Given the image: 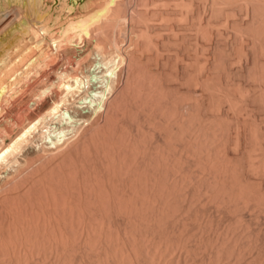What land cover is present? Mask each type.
I'll return each mask as SVG.
<instances>
[{
  "label": "bare ground",
  "instance_id": "obj_1",
  "mask_svg": "<svg viewBox=\"0 0 264 264\" xmlns=\"http://www.w3.org/2000/svg\"><path fill=\"white\" fill-rule=\"evenodd\" d=\"M217 1L0 0V264H264V3L242 0L235 20ZM160 25L197 30L198 88L169 80L162 51L185 35ZM215 99L237 116L209 112Z\"/></svg>",
  "mask_w": 264,
  "mask_h": 264
},
{
  "label": "rangeland",
  "instance_id": "obj_2",
  "mask_svg": "<svg viewBox=\"0 0 264 264\" xmlns=\"http://www.w3.org/2000/svg\"><path fill=\"white\" fill-rule=\"evenodd\" d=\"M229 2H227V1H221V2H219V1H217L216 3H214V5L215 6H223V7H226V9H230L231 7H234L235 8V10H230L228 13H229V15H233L232 17H234V19L235 20H240V19H244L245 18V12H244V10L242 9L243 8V2H242V0H236V2H235V0H232L231 2H230V0H228ZM218 3V4H217ZM227 3V4H226ZM230 3V4H229ZM241 3H242V5H241ZM259 3H264V1H260ZM221 4V5H220ZM226 4V5H225ZM232 5V6H231ZM240 5V7H238V6ZM228 6H231V7H228ZM178 7L179 6H177V11H180L181 10V8H179L178 9ZM240 8V10L242 9V11H240L239 10V14H238V8ZM243 13V14H241V13ZM231 13H235V14H231ZM213 14H214V16L216 17V18H218L217 16H218V14L217 13H215V12H212V14H211V27H213V29L215 28H219V26H221L219 29L220 30H223V29H225V28H229V27H227L225 24H224V22L222 21V20H224L223 18H224V15H226L227 13H222L223 14V16L221 15V17H220V19L219 20H216V18L213 16ZM217 14V15H216ZM235 15H238V16H235ZM179 16H180V14L178 13L177 14V17L175 18V23H181L182 21H178V20H182V18L180 17L179 18ZM195 17H196V19H195ZM199 17V16H198ZM198 17H197V15H195L194 16V19L195 20H193L194 22L195 21H198L199 19H198ZM237 18V19H236ZM215 19V20H214ZM214 21V22H213ZM217 21V22H216ZM214 23V24H213ZM217 23V24H216ZM216 24V25H215ZM213 25V26H212ZM218 25V26H217ZM228 25V24H227ZM163 27V28H162ZM160 29V31H159V36H161V38H164L165 40H166V38L167 37H174V36H176V35H178V37H183L184 35V37L183 38H185V40H186V37H187V41H185L184 40V45L182 44V45H180L179 46V43H175L174 44V42L173 41H169L168 43H166V45H167V47L166 46H164V49H163V53H164V55H168L169 56V62H167V65H166V71H167V74H168V78H169V80L171 81V80H173V81H171L172 83H176V84H180L179 85V87H182L181 89L183 90V89H186V88H188V89H196V88H198L199 86L197 85V84H195V82L193 81V80H191L192 78H193V76H194V74L196 73V69L198 70V66H199V64L201 63V58L204 56V53L202 52V48L200 47L201 45L200 44H202L201 42L199 43L198 41H192V40H195V37H196V32H197V30H195V28H194V26H192V27H189V28H191V29H186V28H181V27H176V28H174L173 30H171L170 28H166L165 26H162V25H160V27H159ZM179 30H178V29ZM181 28V29H180ZM178 30V31H177ZM180 30H181V32H180ZM190 30V31H189ZM195 31V33H194V31ZM176 31V32H175ZM183 31V32H182ZM188 31V32H187ZM162 32H163V34H162ZM172 32V33H171ZM179 32V33H178ZM191 32V33H190ZM170 33V34H169ZM182 33V34H181ZM184 33V34H183ZM192 33H194V34H192ZM176 34V35H175ZM181 34V35H180ZM197 34H198V32H197ZM164 35V36H163ZM183 35V36H182ZM187 35H189V36H187ZM231 35V36H230ZM229 36V37H228ZM189 37V38H188ZM224 37V38H223ZM221 39V42L224 44V46H221L220 48L222 49V51L221 52H223V55H227V54H230L229 52L231 51V50H233L232 49V47L234 46V47H236L237 45H236V42H234L235 40H234V38H233V34H224V36L222 35L221 37H220ZM222 39L223 40H225V41H222ZM227 39H228V41H227ZM233 39V40H232ZM231 40H232V42H231ZM236 41H237V37H236ZM171 42H173V43H171ZM185 42H188V43H185ZM225 42V43H224ZM170 43V44H169ZM192 43V44H191ZM197 43H198V46H197ZM233 43H234V45H233ZM169 44V45H168ZM176 45V46H174V45ZM195 45V46H194ZM228 45V46H227ZM233 45V46H232ZM178 46V47H177ZM193 46V47H192ZM227 46V47H226ZM173 47V48H172ZM190 47V48H189ZM167 48V49H166ZM171 48V49H170ZM175 48V49H174ZM181 48V49H180ZM183 48H184V50H183ZM226 48H227V52H226ZM229 48V49H228ZM173 49V50H172ZM179 49V50H178ZM191 49H193V50H191ZM220 49V50H221ZM225 49V50H224ZM168 51V52H167ZM171 51H173V52H171ZM183 51V52H182ZM194 51V52H193ZM229 51V52H228ZM177 53V55H176V53ZM181 52V53H180ZM189 52V53H188ZM170 53H172V54H170ZM175 53V54H174ZM184 53H186V54H184ZM188 53V54H187ZM191 53V54H190ZM194 53V54H193ZM199 53V54H198ZM234 53L235 52H233V51H231V54L232 55H234ZM196 54V55H195ZM173 55V56H172ZM174 55H175V57H174ZM184 55V56H183ZM225 55V56H226ZM89 56H91V58L89 57V59H92V65H91V68H93V76H92V78H91V80L89 81V83L91 84V86L92 87H94V85L96 86V88H99L100 86L99 85H101V83H102V80L104 79V75H103V69H104V64L103 63H101V61H100V55L99 54H97V52L96 51H92V53H90V55ZM178 56H179V59H178ZM187 56H189V57H187ZM183 57V58H182ZM199 57V58H198ZM201 57V58H200ZM193 58V59H192ZM196 58H198V59H196ZM94 59H96V60H94ZM174 59V60H173ZM177 59H178V61H177ZM180 59H182V60H180ZM186 59H188V60H186ZM194 60V62L192 61V60ZM184 60V61H183ZM190 60V61H189ZM197 60V61H196ZM232 61L230 62V66L232 67V68H236L238 65V61L236 60V58H234V60L233 59H231ZM99 61V62H98ZM183 61V62H182ZM186 61V62H185ZM189 61V62H188ZM199 61V62H198ZM98 62V63H97ZM172 62V63H171ZM176 62V63H175ZM193 62V63H192ZM95 63V64H94ZM174 63V64H173ZM186 63V64H185ZM236 63V64H235ZM97 64V65H96ZM188 64V65H187ZM183 66V68L185 67V70H186V72H187V75H185L182 79H180V80H178L179 78H177L174 74H175V72L177 71V69H179V67L180 66ZM185 65H187V66H185ZM190 65H192V66H190ZM195 65V66H194ZM221 65V64H220ZM233 65H235V66H233ZM237 65V66H236ZM94 66V67H93ZM168 66V67H167ZM172 66V67H171ZM176 67V68H175ZM188 67H191V68H188ZM196 67V68H195ZM217 67V68H216ZM99 68V69H98ZM224 66H222V68L220 67V66H215V68L213 67V69H212V74H211V77H210V86L211 85H213V86H211V88L209 87V89H210V91L211 92H213V94H215L214 92H218V90L219 89H221V87H218V86H220L219 84H220V82L221 81H223V82H225L226 81V78H224V77H227L226 75H225V70H224ZM176 69V70H175ZM188 69H191V70H188ZM214 69H215V71H214ZM220 69H221V71H220ZM95 70V71H94ZM171 70V71H170ZM224 70V71H223ZM175 71V72H174ZM193 73H192V72ZM174 72V73H173ZM214 72V73H213ZM218 72V73H217ZM220 72H222V73H220ZM213 75H215V76H213ZM217 75V76H216ZM187 76H188V78H187ZM192 76V77H191ZM101 77V78H100ZM103 77V78H102ZM223 77V78H222ZM97 78V79H96ZM191 78V79H190ZM214 78H216V81H215V79ZM93 79V80H92ZM185 79V80H184ZM213 81H212V80ZM218 79V80H217ZM220 79V80H219ZM182 80V81H181ZM188 80V81H187ZM96 81V84H94V82ZM177 81V82H176ZM186 81V82H185ZM247 82H246V84L248 85L247 87H250L249 89L251 90V89H253V90H255L256 92H257V94H258V92H259V86L258 85H254L253 86V84H251V83H249V81L248 80H246ZM98 82V83H97ZM190 82H192V85H191V83ZM212 82H213V84H212ZM227 82V81H226ZM225 82V83H226ZM194 83V84H193ZM217 83H219V84H217ZM224 83V84H225ZM99 84V85H98ZM183 84V85H182ZM235 84H236V86H235ZM189 85V86H188ZM215 85H216V87H215ZM218 85V86H217ZM192 86V87H191ZM234 86V87H233ZM255 86H256V89H255ZM258 86V87H257ZM212 87H214V89H212ZM225 87H227L226 89H228V90H230V91H232L233 93H235V95H237V97H239V95H240V93H239V88H238V86H237V83H234V82H232L231 84H229V85H226ZM231 87H233V88H231ZM217 88V89H216ZM241 88V87H240ZM237 89H238V91H237ZM236 90V91H235ZM184 91V90H183ZM238 92V93H237ZM31 102V101H30ZM87 103V104H86ZM92 103H94V100H87V101H83V102H81V103H79V102H72L71 103V105H70V107L67 109L68 111H67V115L69 116V120H70V123H69V130L70 129H73L77 124H78V122L80 121V119H81V114H87L88 113V111H90V109H91V107H92ZM217 104V105H216ZM215 105V106H214ZM220 106V110H219V106ZM213 106V107H212ZM216 106H218L217 108H216ZM211 107L213 108V109H211ZM224 107V108H223ZM227 107H229L228 106V104L227 103H225V105H223V104H220V102L217 100V99H215V100H213V102L211 103V106H209V108L210 109H208L209 110V112H211V113H213V114H215V115H221L222 117L223 116H225V117H229V116H234V115H236L237 116V112H235V111H233V109L232 108H230L229 107V109L227 108ZM215 109H217L216 111H214ZM226 109H228V110H226ZM260 109H262V110H260ZM78 110V111H77ZM210 110H212V111H210ZM222 110H224V111H222ZM229 110H231V111H229ZM256 111H257V113H256V111H254V113L256 114V115H254V117H255V120H253V124L255 123H257L256 125H258L259 123H261V122H263L262 124H259L258 125V127H261V128H263V126H264V118H263V116H264V108H261V107H258L257 109H255ZM259 110V111H258ZM243 111H245V110H243ZM72 112V114H70ZM222 112H224V114L222 113ZM246 112V111H245ZM245 112H241L242 114H240V115H243V116H245L246 115V113ZM261 112V113H260ZM263 112V113H262ZM219 113H221V114H219ZM231 113H233V114H231ZM236 113V114H235ZM260 113V114H259ZM76 115V116H75ZM260 115V116H259ZM221 116H220V118H221ZM257 116V117H256ZM224 117V118H225ZM261 119H260V118ZM80 118V119H79ZM258 118V119H257ZM221 119H223V118H221ZM226 119H228V118H226ZM263 119V120H262ZM225 120V119H224ZM258 120V121H257ZM77 122V123H76ZM58 123H57V121H53V122H51L50 123V125L51 126H54V125H57ZM261 125V126H260ZM259 141V138L257 137V139L256 138H254V141ZM41 140H39L38 141V145H46L45 144V142H43V141H41ZM256 141V142H257ZM39 142H40V144H39ZM33 145H34V143L32 142V143H29V144H27L26 146H25V149L26 150H31L32 148H33ZM30 147V148H29ZM35 147H37V144H36V146ZM256 151H257V149H256ZM255 150H253V151H251V153L252 152H256ZM12 168V165L10 164V165H7L6 166V168H5V170L3 171V172H1L0 174H3V173H6L7 171H9L10 169Z\"/></svg>",
  "mask_w": 264,
  "mask_h": 264
}]
</instances>
